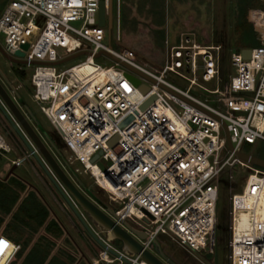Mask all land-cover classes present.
Segmentation results:
<instances>
[{
    "label": "built area",
    "instance_id": "1",
    "mask_svg": "<svg viewBox=\"0 0 264 264\" xmlns=\"http://www.w3.org/2000/svg\"><path fill=\"white\" fill-rule=\"evenodd\" d=\"M100 1L9 0L0 15L4 50L16 57L21 56L15 50H21L27 66L34 64L31 97L63 142L57 143L62 159L77 176L92 178L94 189L85 186L91 198L146 248L154 251V239L166 235L188 250L210 254L216 247L219 183L226 168L238 164L246 179L242 189L230 196V264H264V219L257 213L264 168L235 154V150L246 151L245 143L264 140V9L251 14L259 27V44L230 51L234 74L223 90L202 84L220 83L221 45L202 44L194 30H183L176 43L165 39L164 64L153 72L106 42L107 26L99 24ZM118 16L119 10L117 20ZM243 48L251 49L249 58L243 56ZM100 50L111 51L153 80L113 59L110 65L97 62ZM81 51L85 53L76 57L84 59L79 62L66 67L62 65L66 61L59 62ZM168 73L182 77L187 86L174 84ZM141 83L149 87L147 93L141 91ZM21 86L16 84L17 89ZM195 86L214 94L217 103L193 94ZM152 94H156L154 101L141 108ZM17 148L24 155L11 158L0 177L13 164L18 167L25 159L35 160L13 128L1 124L0 154ZM76 162L82 168L72 167ZM240 211L250 214V226L236 233ZM128 226L145 237H138ZM96 232L131 262L150 264L139 254L115 248L112 237ZM20 248L0 228V264H10ZM102 263L127 264L103 248L93 260Z\"/></svg>",
    "mask_w": 264,
    "mask_h": 264
},
{
    "label": "rangeland",
    "instance_id": "2",
    "mask_svg": "<svg viewBox=\"0 0 264 264\" xmlns=\"http://www.w3.org/2000/svg\"><path fill=\"white\" fill-rule=\"evenodd\" d=\"M8 1L0 0V15ZM256 9H264V0H113V26L110 38H108V31L106 33V42L110 43L115 50L129 59L153 72H159L164 64L166 55L165 39L168 40L169 44L176 43L180 30H194L199 36L200 43L221 45L218 51L221 64L220 83L204 82L202 84L209 89H213L217 85L220 89L226 90L230 75L234 74V69L230 65V51L241 46L236 43L237 38L244 35L248 41H251L254 38V29L259 30L258 25L251 18L252 10ZM117 10H119V20L116 19ZM246 19L249 23L245 21ZM0 43L4 44L2 34H0ZM59 50L63 52L62 49ZM82 59H84V56H78L64 62L62 65L66 67ZM96 61L107 65L113 63V60L106 55L97 57ZM0 67L13 84L22 83L18 91L13 94L9 85L3 81L4 86L15 96L16 103L28 116L30 122L37 128L43 139L50 144L46 137L47 134L45 135V132H47L60 146L63 145L50 121L41 111L39 104L33 101L31 97L34 89L30 85L29 79L34 64L27 66L23 62H12L6 60L0 54ZM167 78L181 87L187 86V81L174 73H168ZM191 91L211 104L217 103L218 98L214 94H210L198 86H195ZM26 106L34 113L45 132L28 114ZM0 115L6 119L1 109ZM11 142L13 143L12 140ZM50 147H53L52 144H50ZM51 149L58 160L63 163L65 170L74 181L78 177L85 186L92 190L94 189L92 178L83 173L78 176L74 174L62 159L60 152L54 148ZM243 149L264 157V140H257L255 143H245ZM16 150L10 153H3V155L0 154V174L3 172L4 167L9 165L11 158L24 155L20 149L17 148ZM98 165L104 168L102 161H99ZM76 166L82 168V165L78 162L72 165V167ZM38 169L47 177L39 165ZM4 176L0 177V182L3 181ZM245 179L246 172L238 164L233 167H227L221 177L214 253L188 250L170 240L166 235H159L154 239L152 244L154 251H156L155 242H157L162 251L179 264H230L228 247L231 223L230 196L232 192L242 189ZM6 181L5 188L14 187L19 183L25 182L40 186L42 182L38 171L28 159L23 160L21 165L15 169L14 173ZM81 188L83 189L82 186ZM43 192L45 193L46 201L48 200L47 202L50 204L55 203V199L50 195L49 190H43ZM56 192L62 198L58 190ZM20 193L21 190H0V208L2 206L11 207ZM33 193V191L29 192L24 204H28L32 198L34 199ZM95 198L98 202L104 204L97 196ZM17 203H20V201ZM21 214L22 211L18 210L17 215ZM0 223L3 226V233L8 235L4 231L6 221ZM79 225L84 235L82 240H80L81 245L86 250L90 249L92 252H88L91 255L87 258H82L76 250H74L76 251L75 253L72 250V253L69 252L68 254L61 247L60 250L57 249L53 253L49 250V256L41 264H49L51 258L56 260V262L58 261V264L64 262L65 264H93V260L98 256L102 248L91 238L80 222ZM139 231L140 233L142 232L141 230ZM111 244L115 248L122 250V244L119 240L115 239L111 241ZM51 248L52 246H50ZM27 253V249H21L19 254L13 259L12 264H23ZM36 263L35 261L34 264Z\"/></svg>",
    "mask_w": 264,
    "mask_h": 264
},
{
    "label": "water",
    "instance_id": "3",
    "mask_svg": "<svg viewBox=\"0 0 264 264\" xmlns=\"http://www.w3.org/2000/svg\"><path fill=\"white\" fill-rule=\"evenodd\" d=\"M99 24L102 26H107L108 38H110L111 28L113 26V0H101L99 3ZM24 48L28 47V44L23 45ZM1 51L7 57L15 62H23L26 60L21 57L24 55V52L21 50H15V55L21 56H11L9 55L4 48L0 46ZM235 50V48H233ZM85 53V51L77 52L69 55L68 57L60 60L59 62L68 61L77 55ZM243 56L249 58L251 56L250 48L242 49ZM101 54H105L109 58L120 62L122 65L127 68L137 72L138 74L153 80L150 76L144 72L138 70L130 63L125 60L120 59L114 55L111 51L100 50L96 53V57ZM136 83H139V79L133 77ZM139 87L143 93L149 91V87L146 84H139ZM156 94H152L142 105L141 108L146 107L149 103L154 101ZM28 114L33 118L36 124L41 128L38 119L34 113L26 106ZM0 109L7 118L14 132L19 136L23 144L28 148L32 153L35 161L45 172L47 179L58 190L62 199L67 202L71 208L72 213L78 219L83 228L91 236V238L103 249L107 250L114 256L121 258L127 264H138L131 262L126 256L115 250L113 247L109 246L96 231L101 233V236L107 237L111 236L113 239H117L122 244V251L130 254H139L143 259H145L150 264H179L171 257L167 256L157 242H155L156 251H153L149 248H146L140 240L134 236L131 232L126 230L119 222H117L110 214L103 210L96 202L91 198V193L87 190V187L81 182V180L76 177L74 181L67 171L64 169L55 153L51 148H54L59 151L57 142L51 137L50 134L45 132L42 128V131L47 134V139L52 144L53 147H50V144L43 139L42 135L37 131V128L33 126L30 122L28 116L21 110L20 106L16 103L15 99L5 90V88L0 83ZM114 137L111 141H114ZM227 142L229 147L233 150L234 147L230 141L229 132L227 131ZM35 146L37 150L33 147ZM236 156L240 157L243 160L249 161L250 163L264 168V158L253 154L251 152L235 150ZM96 155L93 160L97 158ZM17 168L16 164H13L9 171L5 175L7 179L12 173H14ZM82 186L85 190H82L79 186ZM73 198L75 203L72 201L70 196ZM113 213V212H111ZM130 230L135 233L138 237L144 238L145 234L140 233L139 230L128 226Z\"/></svg>",
    "mask_w": 264,
    "mask_h": 264
},
{
    "label": "crops",
    "instance_id": "4",
    "mask_svg": "<svg viewBox=\"0 0 264 264\" xmlns=\"http://www.w3.org/2000/svg\"><path fill=\"white\" fill-rule=\"evenodd\" d=\"M181 31L183 30H180L179 33ZM29 160L41 177L40 186L25 182L19 183L14 187L5 188L6 180L8 179H5V176L3 181L0 182V190H21L11 207L2 206L0 208V219L1 222L6 221L4 231L7 232V236L21 244L20 251L21 249H27L28 252L37 249L50 250L53 253L62 247L68 254L73 250V253L77 251L82 258L89 257L91 255L89 252L92 251L84 249L81 245L80 240H82L84 235L78 219L72 212L65 209L62 198L57 195L56 189L47 177L39 171L36 161L33 159ZM43 190H49L50 195L55 199V203L50 204L47 202L48 200L46 201ZM30 191L34 192L35 197L28 204H24ZM19 201L20 203H17ZM18 210L22 211L21 215H17ZM0 228L2 231L3 226L1 223ZM50 246H52L51 249ZM62 264H65V262Z\"/></svg>",
    "mask_w": 264,
    "mask_h": 264
},
{
    "label": "trees",
    "instance_id": "5",
    "mask_svg": "<svg viewBox=\"0 0 264 264\" xmlns=\"http://www.w3.org/2000/svg\"><path fill=\"white\" fill-rule=\"evenodd\" d=\"M245 21L248 22L247 19ZM250 25H252V23H250ZM253 32H254L253 33L254 38H252L251 41H248L247 38H245L243 35V36H240L237 38L236 43L240 44L241 45L240 47L257 46L259 44V41L257 38L259 30L254 29ZM0 222H1V219H0ZM48 254H49L48 250H45V251L37 250V249L30 250V251H28L26 260H25V262H23V264H34L35 261L37 262L36 264H41L42 261H45L47 259ZM12 262H13V260L10 262V264H12ZM49 264H58V261L56 262V260L51 258L49 261ZM59 264H62V263H59Z\"/></svg>",
    "mask_w": 264,
    "mask_h": 264
},
{
    "label": "bare ground",
    "instance_id": "6",
    "mask_svg": "<svg viewBox=\"0 0 264 264\" xmlns=\"http://www.w3.org/2000/svg\"><path fill=\"white\" fill-rule=\"evenodd\" d=\"M263 125H264V119L261 122V126H263ZM263 182H264V180H263ZM257 213H258V217L264 219V186H263L261 198L259 200V203L257 204ZM236 217H237L236 223H235L236 233L239 232L240 228H242V227L248 228L250 226V214L248 212L240 211L239 213H237ZM109 237H111V236H109Z\"/></svg>",
    "mask_w": 264,
    "mask_h": 264
},
{
    "label": "flooded vegetation",
    "instance_id": "7",
    "mask_svg": "<svg viewBox=\"0 0 264 264\" xmlns=\"http://www.w3.org/2000/svg\"><path fill=\"white\" fill-rule=\"evenodd\" d=\"M0 46L3 48V45H2L1 43H0ZM0 54H1L6 60H9V61H12V62H13V60H11L9 57H7L5 54H3V52L1 51V49H0ZM3 81L9 85V87H10V89H11V92H12L13 94H15V93L18 91V89L16 88V84H13V82H12L10 79H8V78L6 77V75L4 74L2 68L0 67V83H1L2 86L5 88V90H6V91H7V92H8L13 98H15V96H14L13 94H11V92H9V90L4 86ZM15 101H16V100H15ZM1 111H2V110H1ZM0 122H1V124L5 125V126L8 127V128L11 127V125H10V123L8 122L7 118L4 119V117H2L1 115H0ZM12 135L15 136L14 133H12ZM263 158H264V157H263ZM114 240H115V239H114Z\"/></svg>",
    "mask_w": 264,
    "mask_h": 264
}]
</instances>
